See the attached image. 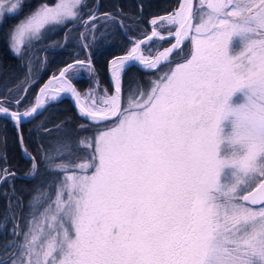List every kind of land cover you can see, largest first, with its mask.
Instances as JSON below:
<instances>
[{
    "label": "snow or ice",
    "instance_id": "6c2138e0",
    "mask_svg": "<svg viewBox=\"0 0 264 264\" xmlns=\"http://www.w3.org/2000/svg\"><path fill=\"white\" fill-rule=\"evenodd\" d=\"M22 8L23 0H0V19ZM101 21L118 17L88 0H41L5 40L22 58L26 38L30 52L49 30L67 37L71 24L83 28L87 49ZM149 24L146 39L110 62L111 90H89L90 104L68 74L94 72L91 57L61 69L34 103L21 94L27 87L0 96L27 175L35 180L43 167L48 177L33 185L27 212L7 197L0 264H264V0H178ZM130 62L155 78L123 87ZM60 93L75 98L91 132L57 137L55 154L41 144L34 155L23 123ZM15 175L0 168V184Z\"/></svg>",
    "mask_w": 264,
    "mask_h": 264
},
{
    "label": "trees",
    "instance_id": "16d2710c",
    "mask_svg": "<svg viewBox=\"0 0 264 264\" xmlns=\"http://www.w3.org/2000/svg\"><path fill=\"white\" fill-rule=\"evenodd\" d=\"M97 1L100 2V14L112 13L118 17V22L114 23L116 26L115 31L106 30L107 33H105L103 38L109 39L107 45L96 49L93 54L89 53L88 50H85V52L87 51L88 54L86 53V55H88V58L91 57V64L94 69V72H91L93 77L101 85L111 89L108 80L109 61L113 57L124 53L129 48L127 35L124 29L120 27L119 22H125L127 24L125 28H127L128 36H133L136 30L140 31L142 28L147 30L148 22L152 18L172 12L176 8L178 0ZM26 6L31 8L29 3ZM19 18L20 16L7 19L0 29V96L6 94L5 89L7 83L10 81L9 79L18 77L22 69V60L12 53L8 42L5 40L8 31ZM135 26H139V28ZM70 27L73 31L75 29L83 30L79 25L76 27H72L71 25ZM108 28L110 27L108 26ZM64 32L62 39L58 41L59 46H45V50L48 51L47 54L51 56L50 60L48 62L47 58L44 57V61L43 58L38 77L26 86L28 89L26 93H21L25 96L26 102L34 103L37 91L44 81L51 74L58 72L60 68L74 60L72 58L73 51L68 50L67 37H65ZM91 73L89 72V74ZM153 77V75H149V72L132 66L124 74L123 87L127 88L133 81H139L147 85ZM73 81L80 91L86 90L90 86V80L87 79V76L81 78L73 77ZM7 86L12 88L10 85ZM21 110H23L22 106ZM82 124H84L83 128L81 127ZM57 125L60 127H57ZM43 128H48L51 131L45 132ZM90 132L91 130L87 122L78 115L69 99H62L58 103L49 105L41 115L23 124L24 145L34 155L39 154L38 146L41 144L46 149L51 148L53 154H55V149L61 143L57 141V137H70L72 140H76L77 138L89 135ZM24 154L23 146L18 139L17 128L14 123L6 118L0 117V168L7 167L16 174L14 180L10 178L8 183H3L0 186V213H3L8 207L7 197L13 195L23 201L25 205L24 211L27 212L28 201L32 195H35L31 191L33 185L38 184L42 178L48 179L43 167L35 180L27 175L30 169V163ZM3 224L4 221L0 220V228ZM0 232L2 231L0 230Z\"/></svg>",
    "mask_w": 264,
    "mask_h": 264
},
{
    "label": "rangeland",
    "instance_id": "374dc122",
    "mask_svg": "<svg viewBox=\"0 0 264 264\" xmlns=\"http://www.w3.org/2000/svg\"><path fill=\"white\" fill-rule=\"evenodd\" d=\"M40 2H41V0H23V8L20 11L19 15H16L14 17H5L3 19H0V29L2 28L4 22L7 19L16 18V17L20 16V18L17 20V22H15L12 25V27L14 25L18 24L20 22V20H23L25 18V16H27L30 12L34 11ZM88 2L89 3H92L93 4V7H95V8H96V5L98 3L97 0H88ZM27 3H29V5L31 6V8L28 7V6H26ZM85 19H87V16H85ZM119 23L120 24L123 23L124 25H127L123 21H120ZM70 26H71V24H69L68 27H70ZM108 26L110 28H108ZM150 26L151 25L148 22L147 30L146 29H143V28L140 31H137L136 30L135 35H133V36H128L127 28H124V32L127 35L129 47H130L132 41H134V40H136L138 38H143L146 35H148L150 33V31H151ZM135 27L136 28H139V26H135ZM115 28H116V26L114 25V23L109 22L107 24H104L102 21L101 22H98L97 23L96 32H95V39H93L91 35L88 36L89 46H88L87 49H84V48L81 47V41H80V38H79L80 32L83 31V30L82 29H75V31H73V29H71L69 35L67 36V44H68V47H69L68 50H72L73 51V55H72V58H74L73 61H75L76 59H80V60H86V59H88V55H86L87 51L85 52V50H88L89 53H92L93 54L96 51V49H98L100 47L102 48L103 46L107 45V43L109 42V39L103 38L104 35H105V33H107L106 30L115 31ZM64 31H65V29H59V30H54V31L53 30H49L47 33H45V39L43 41L34 42L33 43V47H32V49H31L30 52L27 50L28 39L26 38L25 45L22 47V51L24 52V55H23L22 58L19 57L22 60V69L20 71V74H19L18 77H12L11 79H9L10 81L7 83V85L12 86V89L15 90V89H17V87L24 88L28 84H30L32 81L36 80V78L38 77V73H39V71L41 69V65H42L43 58L46 57L47 58V61L49 62L50 57H51L50 55L47 54L48 51L45 50V46H47V45L59 46V42L58 41H60L62 39V34H63ZM161 31H162V33L164 35H167V33L164 32L163 30H161ZM100 39L102 41H104V42H102ZM167 46H169V43L167 42V40H165L164 42H159V41L157 42V47H160V50H163ZM143 48H144V46H143ZM128 49L124 53H126L128 51ZM153 52H155V49H153ZM43 53H44V56H43ZM145 54H147V53L145 52ZM29 61H31V73L30 74L26 72V68H27V65H28V62ZM44 61H45V58H44ZM62 68H60L59 71ZM59 71L56 72V73H53V75L58 74ZM26 75L30 77L29 80H28V82H27V84L21 83L22 81L25 80V76ZM68 75L72 77V79H71L72 81H73V77L81 78V77H84V76H87V79L90 80V86L86 90L80 91L77 88L78 91L81 94L82 99L84 100V102L86 104L92 103V101H90L87 98L88 97V94H89V90L91 88H95L96 91H97V93H101V90L102 89H105V88L111 90L110 88L101 85L98 82V80L95 77H93L92 73L89 74V72H88L87 69H81L79 66H77V70H75L74 72H70ZM123 77H124V74H123ZM154 78L155 77H153V79ZM7 85H6V89L5 90H7L8 88H10ZM14 85H16V86L13 87ZM98 106H99V101H98ZM25 157L28 158V156H26V155H25ZM0 186H1V184H0ZM3 225L0 228L1 231L4 230Z\"/></svg>",
    "mask_w": 264,
    "mask_h": 264
},
{
    "label": "water",
    "instance_id": "95a60500",
    "mask_svg": "<svg viewBox=\"0 0 264 264\" xmlns=\"http://www.w3.org/2000/svg\"><path fill=\"white\" fill-rule=\"evenodd\" d=\"M99 8H100V3H98V6L96 7L97 11H99ZM165 15H167V14H165ZM161 16H164V15H161ZM151 28H152V26H150V29H151ZM150 34H151V31H150V33H149L148 35H150ZM146 36H147V35H146ZM146 36L143 37V38L146 39ZM165 36L167 37V35H165ZM173 42H174V39H173ZM186 43H187V42H186ZM169 46H170V45H169ZM167 47H168V46H167ZM142 48H143V45H142ZM126 53H127V52H126ZM126 53H123V54L117 55V56H115V57L125 55ZM115 57H113V58L109 61V65H108V80H109V84H110L111 87H112V81H111V63H110V62H111ZM71 63H74V61L71 62ZM71 63H68V64H71ZM68 64H67V65H68ZM67 65H65V66H67ZM65 66H64V67H65ZM132 66H135V67H137L138 69H140V70H142V71L149 72V70H147V69H143V68H142L137 62H130L129 65L126 66V70H127L128 68L132 67ZM64 67H63V68H64ZM63 68H62V69H63ZM58 74H59V73H58ZM58 74H56V75L51 74V75H50V76L44 81V83L40 86V88H42L45 84H47V83L49 82V80H52L53 76H58ZM122 77H123V76H122ZM70 82L72 83L73 87H75V88L77 89L75 83H74L72 80H70ZM57 85H58V81L53 80V81H52V87L55 88ZM40 88H39V90H40ZM39 90H38V92H37V95L39 94ZM77 90H78V89H77ZM37 95H36V96H37ZM62 99H69V100L71 101L72 105L74 106V109L76 110V112H77L78 115H79L78 106L76 105L75 98L71 95V93H60L55 101H47V100H46L45 108H46L47 106L53 104V103H58V102L61 101ZM79 116H80V115H79ZM0 117H3V118H6V119L10 120V119H9L8 117H6V116H0ZM37 117H38V116H37ZM80 117H81V116H80ZM81 118H82V117H81ZM82 119H83V118H82ZM31 120H33V119H27V120L24 121V123L29 122V121H31ZM10 121H11V120H10ZM11 122H13V121H11ZM13 123H14V122H13ZM24 123H23V124H24Z\"/></svg>",
    "mask_w": 264,
    "mask_h": 264
},
{
    "label": "flooded vegetation",
    "instance_id": "af4514ba",
    "mask_svg": "<svg viewBox=\"0 0 264 264\" xmlns=\"http://www.w3.org/2000/svg\"><path fill=\"white\" fill-rule=\"evenodd\" d=\"M96 6H97V5H96ZM99 13H101L100 10H99Z\"/></svg>",
    "mask_w": 264,
    "mask_h": 264
}]
</instances>
